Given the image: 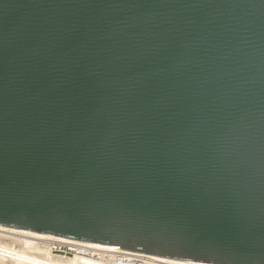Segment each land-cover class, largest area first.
Listing matches in <instances>:
<instances>
[{
	"label": "water",
	"instance_id": "water-1",
	"mask_svg": "<svg viewBox=\"0 0 264 264\" xmlns=\"http://www.w3.org/2000/svg\"><path fill=\"white\" fill-rule=\"evenodd\" d=\"M0 225L264 264V0H0Z\"/></svg>",
	"mask_w": 264,
	"mask_h": 264
},
{
	"label": "bare ground",
	"instance_id": "bare-ground-1",
	"mask_svg": "<svg viewBox=\"0 0 264 264\" xmlns=\"http://www.w3.org/2000/svg\"><path fill=\"white\" fill-rule=\"evenodd\" d=\"M50 241L69 244L77 249L76 254L68 258L53 254L45 245ZM90 251L116 252L118 248L0 225V264H105L87 257ZM151 264L198 263L153 256Z\"/></svg>",
	"mask_w": 264,
	"mask_h": 264
},
{
	"label": "built area",
	"instance_id": "built-area-1",
	"mask_svg": "<svg viewBox=\"0 0 264 264\" xmlns=\"http://www.w3.org/2000/svg\"><path fill=\"white\" fill-rule=\"evenodd\" d=\"M116 252H106V251H90L87 257L100 259L101 262L104 261L105 264H151L153 256L151 254L135 252L130 250L121 249L119 247ZM51 251L57 252L64 258L72 253L76 254L77 249L69 244L62 242L53 241L50 247Z\"/></svg>",
	"mask_w": 264,
	"mask_h": 264
},
{
	"label": "rangeland",
	"instance_id": "rangeland-1",
	"mask_svg": "<svg viewBox=\"0 0 264 264\" xmlns=\"http://www.w3.org/2000/svg\"><path fill=\"white\" fill-rule=\"evenodd\" d=\"M12 244V243H11ZM52 244H53V242L52 241H50V242H48L47 244H45V245H48V247H51L52 246ZM13 245V244H12ZM53 254H58L57 252H54V251H51ZM75 254L74 253H72V254H70V255H67V257L66 258H68V257H72V256H74Z\"/></svg>",
	"mask_w": 264,
	"mask_h": 264
}]
</instances>
